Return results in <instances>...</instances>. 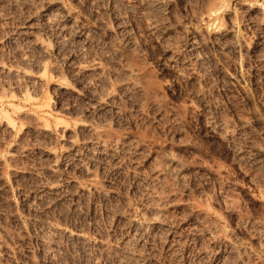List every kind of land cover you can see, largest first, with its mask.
Instances as JSON below:
<instances>
[{
	"label": "rangeland",
	"instance_id": "374dc122",
	"mask_svg": "<svg viewBox=\"0 0 264 264\" xmlns=\"http://www.w3.org/2000/svg\"><path fill=\"white\" fill-rule=\"evenodd\" d=\"M0 264H264V0H0Z\"/></svg>",
	"mask_w": 264,
	"mask_h": 264
},
{
	"label": "bare ground",
	"instance_id": "6f19581e",
	"mask_svg": "<svg viewBox=\"0 0 264 264\" xmlns=\"http://www.w3.org/2000/svg\"><path fill=\"white\" fill-rule=\"evenodd\" d=\"M75 237H76L77 239L83 240V237H81V235H79V234L76 235Z\"/></svg>",
	"mask_w": 264,
	"mask_h": 264
}]
</instances>
